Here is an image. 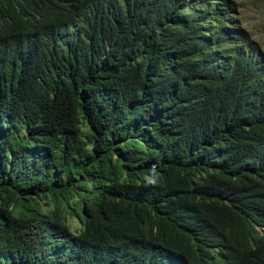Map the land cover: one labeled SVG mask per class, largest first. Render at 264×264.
Listing matches in <instances>:
<instances>
[{"label":"trees","instance_id":"1","mask_svg":"<svg viewBox=\"0 0 264 264\" xmlns=\"http://www.w3.org/2000/svg\"><path fill=\"white\" fill-rule=\"evenodd\" d=\"M238 5L0 0V264H264Z\"/></svg>","mask_w":264,"mask_h":264},{"label":"rangeland","instance_id":"2","mask_svg":"<svg viewBox=\"0 0 264 264\" xmlns=\"http://www.w3.org/2000/svg\"><path fill=\"white\" fill-rule=\"evenodd\" d=\"M239 5L237 7L238 17L241 25L249 31L252 39L264 50V6L260 0H234ZM86 150L89 146L83 143ZM91 173V172H90ZM84 179L83 176H81ZM88 184V182L86 183ZM68 228L74 233L77 231V222L69 217Z\"/></svg>","mask_w":264,"mask_h":264},{"label":"clouds","instance_id":"3","mask_svg":"<svg viewBox=\"0 0 264 264\" xmlns=\"http://www.w3.org/2000/svg\"><path fill=\"white\" fill-rule=\"evenodd\" d=\"M86 145H87V143H86ZM82 146H83V149H84V150H85V148L87 149V147H85L84 144H83ZM88 146H89V145H88ZM68 218H69V217H68ZM67 223H68V221H67ZM77 224H78V223H77ZM79 227H80V226H79V224H78V228H77V230L79 229ZM69 232H70V234H72V235H75V236L77 235V233H76L77 231L74 232V233H72V232L69 230ZM163 252H164V251H161V253H163ZM171 255H172V254H168V253H166V252L164 253V257H165L166 259H168V260L171 259Z\"/></svg>","mask_w":264,"mask_h":264}]
</instances>
